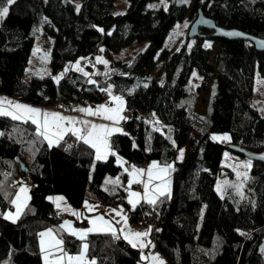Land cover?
<instances>
[{"label": "trees", "instance_id": "obj_1", "mask_svg": "<svg viewBox=\"0 0 264 264\" xmlns=\"http://www.w3.org/2000/svg\"><path fill=\"white\" fill-rule=\"evenodd\" d=\"M130 1L131 10L117 13L116 0H15L0 21V93L50 106L57 100L101 102L96 94L109 89L125 97L128 114L124 131L111 138L114 153L105 160L96 159L94 148L72 133L49 146L31 121L0 115V264H43L40 233L68 216L50 197L62 195L73 208L87 200L111 206L126 197V188L114 179L124 171L117 156L127 168L156 159L172 164L170 190L156 200L159 217L150 237L171 264H264V162L250 159V191L241 199L222 197L217 190L219 178L230 174L223 165L226 151L248 158L230 146L264 152V116L253 96L256 74L264 77V51L247 40L215 39L213 31L201 29L206 36L187 37L169 56L166 39L176 23L184 22L187 4L178 0L150 7L155 0ZM200 8L219 26L264 37V0H194L195 17ZM43 21L53 38L52 74L28 81L34 29ZM208 39L220 42L213 60ZM141 42L147 46L133 59L114 56ZM102 52L109 59L105 70L90 77L66 70L80 57ZM161 60L163 82L153 75ZM195 70L202 80L192 91ZM59 73L57 82L53 76ZM214 80L213 105L200 115L199 91ZM213 134H228V139L213 143ZM183 146L186 158L178 160ZM20 181L34 186L29 203L11 221L5 213L14 208ZM145 217L139 203L130 221ZM58 232L70 253L87 244L85 264L141 263V250L120 234L92 233L82 240Z\"/></svg>", "mask_w": 264, "mask_h": 264}, {"label": "crops", "instance_id": "obj_2", "mask_svg": "<svg viewBox=\"0 0 264 264\" xmlns=\"http://www.w3.org/2000/svg\"><path fill=\"white\" fill-rule=\"evenodd\" d=\"M110 92H111V96L109 95L108 98L104 99L101 102H96L93 104H80L78 106L75 114H71L70 112L63 111V110H57L55 108H52L51 106L32 104L30 102L23 101L19 98L12 97V96H9V95L4 94V93H0V99H6L7 101H12L14 103H19L22 105H27V106H30L33 108L40 109L41 113H43V112H49V113L58 112L63 116L73 117V118H75L76 121H81V120L88 121L89 122L88 127H90L91 124H97V125H107L108 127L113 128V129H115V128L120 129V131H113L112 132V134L108 137L109 147L107 149H102V152H106V158L105 159H107L110 155H112L114 153L112 146H111L112 136L117 134V133L124 131V119H125V114H126L125 97L121 94H117V93L112 92V91H110ZM112 96H119V97L123 98V101H124L123 110L120 112V116H122L123 119H119L118 121L114 122L112 120L105 119L103 114H101V115H88L86 112H81L78 110L81 108H91L93 111H95L97 109V107L100 105H104V106L109 107V108H115L117 105H116V101L112 100V98H111ZM3 107L9 108L7 103H4ZM9 110H12V109L9 108ZM23 121H31V120H23ZM64 124H65V127H71V125H69L68 122H64ZM75 126L78 128L85 127L84 125H81L79 123H77ZM36 127H37V125H36ZM68 133H71V132H67L65 135H67ZM65 135H64V137H65ZM47 143H48V141H47ZM53 145H56V144H53ZM179 150L180 151L185 150V153L187 154L186 146L181 147ZM94 151H95V155L97 157V151L95 148H94ZM117 158H118V156H117ZM105 159H99V160H105ZM153 162H156L157 165L159 166V168H166L167 170L164 173H160L158 169H153L154 178L152 179L151 183H149L148 182V176H147V170L153 164ZM119 164L123 166L124 171H122V173L114 179L116 181L118 180V182H120L121 185L124 188H126V190H127L126 198L128 199V201L130 199V193H132V192L139 193V197H132V199H134V200L138 199L139 201L143 200L144 202H148L149 198L154 199L156 201L157 198L161 196L159 194V192L161 190L166 189L165 193L169 192V190H170V171H171V167H172L171 163H169L167 161H163V160H157V159L149 161L146 169H143V170H145L144 173L142 175H139L136 177V179L139 180L140 182H133L131 185H129V181L133 179V175H132L133 168H127L124 160H122V162H120ZM156 175H160L163 179H156L155 178ZM25 183L26 184H22V185L20 184V186H21L20 188L18 187V190H19L18 192L22 197L21 198V204L23 205L22 211L24 210V208L27 206V204L30 201L31 189H32V187L29 185L28 182H25ZM136 183L142 184V186H143L142 192H136L134 190H129ZM145 183H148V195H147V197L145 196V187H144ZM22 187L28 189L26 194L20 192V189ZM25 195L28 197V199L26 201L24 199ZM57 197H63V200L57 201L56 200ZM52 201H53L55 207L60 211V213H65L68 216L61 221V223L58 225L57 228L56 227H50V228H47L44 231H42V233H46V232H48V230H52L51 237H49V236L41 237V235L39 237V247H40V251H41V255H42L43 264H46L45 257H46V255H48V253H51V255H48V264H53L56 257L60 256V255H64L63 264H68L67 256L79 255L83 251V246L85 244L83 243L82 250L80 252L70 253L66 249V244H65L64 238L60 235V233L58 231L62 230L65 234L72 235V236H75L76 238L80 239V237L78 235H73L71 230L74 229L76 232L86 231L87 229L93 227V224H92L93 220L96 221V227L97 228L104 229L108 225H110L111 228L113 229V231L101 230V231L88 232L86 237L83 240H86L88 238V236L92 233L111 232V233H115V234H120L124 238L128 237L127 239L126 238L125 239L131 245H133V242H135L137 245L136 248L141 250L142 260H141L140 264H160V261H162L163 264H165L164 260L159 255H154L152 253V249L155 246V242L150 237L144 236V237L136 238L132 235L133 233H136V232H147V231L144 229H140V228H132L130 225V223H131L130 216L124 214L121 209H116V208H113L111 206L100 205L98 203V201H94V200H87L88 204L94 206V209L92 211H89L88 208L85 206V204L82 208H73L68 203L66 198L62 195H54L52 197ZM58 204H59V206H57ZM137 205H138V203H136L135 206H133V205L132 206H133V208H135ZM13 209H15V205H14ZM65 209H67V210H65ZM22 211L20 212L19 216L21 215ZM74 212L77 213L78 215H74L73 214ZM118 212L121 214L118 215L117 214ZM6 217H7V215H6ZM98 217H102L103 219L102 220L97 219ZM125 218H126V220H125ZM10 220H12V219H10ZM105 221L108 222V225H106L104 223ZM66 222H67V224H66ZM78 222H86V225H78ZM68 225H70V228L68 227ZM62 226H64V227H62ZM53 238L55 240H60L63 242L62 245L60 246L63 249V253L59 252L56 247H50L49 246L52 243ZM42 240L44 241V245H43L44 250H42V244H41ZM141 244H144L145 246L141 247L140 246ZM153 257H159V260H154ZM85 263H86V253L84 254V264ZM74 264H75V262H74Z\"/></svg>", "mask_w": 264, "mask_h": 264}, {"label": "rangeland", "instance_id": "obj_3", "mask_svg": "<svg viewBox=\"0 0 264 264\" xmlns=\"http://www.w3.org/2000/svg\"><path fill=\"white\" fill-rule=\"evenodd\" d=\"M169 2L170 0H155L152 3V6L154 5V7H160V6L166 7L169 4ZM179 2H185L188 8L184 22L176 23L166 39L164 47L168 50L169 56H171L176 50H178L181 44L185 40H187L190 26L194 21V19L196 18L195 17L196 12L194 10V0H179ZM116 6L118 8L117 13H125L132 9V3L130 0H116ZM34 35H35V43L32 50L29 66L25 74V78L28 81L32 79L34 76H43V75L52 74L51 48H52L53 38L52 36L46 33L45 21H43L38 27L34 29ZM205 45H210V47L208 48L212 50V60H213L215 55L219 52L220 42L216 40L208 39L205 41ZM146 46H147V42L134 43L130 46L123 48L121 51L115 53L114 56L117 59H121L123 61H129L133 59L136 53L144 50ZM160 53L161 50L159 51L157 57L159 56ZM97 57H101L103 60L107 61V64L99 63L96 59ZM77 61H79L78 65H77ZM89 65L93 66V69H90L88 67ZM108 66H109V59L102 52L94 55V58L90 56H82L78 60L74 61L71 66H66V70L72 68L73 70H76L82 74L87 73L86 76L90 77L94 71L105 70ZM77 68H79L80 70H77ZM165 70H166L165 61L164 60L158 61L156 63L155 70L153 71V75L159 81L163 82L166 76ZM194 73L195 75H193ZM193 74L191 77L190 85L192 91H196L199 85L201 84L202 78L196 70L193 72ZM58 76L61 78L62 73L56 74L53 77H58ZM89 80L91 79L89 78ZM199 92H200V97L199 100L197 101L196 111L200 115H204L207 111L208 104L211 106L213 105L212 102L213 100L212 99L210 100V96L212 97V95H214L216 92V80L208 84V90H200ZM253 96H254V105L264 116V77L260 76L259 73H257L255 77ZM126 116L127 113L125 114V118ZM224 136L228 137V134H213L211 140L214 143L216 140H219V139H214V137H220L221 140ZM185 158H186L185 150H183L182 158H181V151L179 150L177 159L184 160ZM122 160L123 159L120 156H118V163L122 162ZM223 165L229 170L227 172H229L230 174L224 175L223 177L219 178L217 185V188L219 186L221 189L220 191H218L219 194L222 197H225L226 195L227 196L231 195L234 196L236 199H241L244 195L248 194L250 191L249 176L252 167L251 160L249 158H243L234 155L229 151H226L224 155ZM246 165H250V166H246ZM237 173H240L241 175H237ZM244 173H247V178H245V176L243 175ZM25 182L26 181H20L19 188L21 187L20 184L21 185L26 184ZM18 194H16L14 200H16ZM18 203L21 204V200L18 201ZM9 213L16 215V205H15V209L7 211L5 217L6 215L8 216ZM261 250L264 254V242L261 246Z\"/></svg>", "mask_w": 264, "mask_h": 264}, {"label": "snow or ice", "instance_id": "obj_4", "mask_svg": "<svg viewBox=\"0 0 264 264\" xmlns=\"http://www.w3.org/2000/svg\"><path fill=\"white\" fill-rule=\"evenodd\" d=\"M15 2V0H3V3H0V19L6 17L9 12V5H12ZM150 7H154L150 6ZM79 8V5H77V9ZM229 35H242L240 33H229ZM206 47H210V45H205ZM99 63L107 64V61L103 60L101 57L96 58ZM79 64V61H77V65ZM77 70H80L77 68ZM87 75V73H85ZM195 75V73L193 74ZM57 81L60 79V77H54ZM105 91L109 92V95L111 96V92L109 89H105ZM112 100L116 101V107L115 108H109L104 105H100L97 107L95 111H93L91 108H81L78 109L81 112H86L88 115H101L103 114L104 118L107 120L112 121H118L119 119H123L122 116H120V112L123 110V98L119 96H112ZM7 103L9 108L12 110H9V108L3 107V104ZM0 115L2 116H10L13 120H31L33 124L37 125V132L40 136H43L44 139H46L49 143V146H52L53 144H58L60 140L64 138V135L67 132H71L72 135L76 136L78 139L83 140L84 143L90 144L93 148L97 151V159H105L106 158V152H102V149H107L109 147L108 145V137L112 134L113 131H120L118 128H110L107 125H97V124H91L90 127H88L89 122L88 121H76L73 117L63 116L58 112H43L41 113L40 109L33 108L27 105H22L19 103H14L12 101H7L6 99H0ZM64 122H68L71 127H65ZM79 123L81 125H84L83 128H78L75 125ZM2 135V133H0ZM214 139H220V137H214ZM223 139L227 140L228 137L224 136ZM183 155V150H181V158ZM250 166V165H246ZM153 169H158L160 173L166 172V168H159L156 162H153V164L149 167L147 170V176H148V182L151 183L152 179L154 178ZM145 170L143 169H135L133 168V179L129 181V185H131L133 182H140L136 179L137 176L142 175ZM237 175H241L240 173H237ZM245 178H247V173L243 174ZM156 179H163L160 175L155 176ZM115 183H118V180L115 181ZM145 196L148 195V183H145ZM218 191H220V187L217 188ZM28 189L22 187L20 189L21 193H27ZM166 189L161 190L159 192L160 195L165 194ZM132 197H139V193L132 192L130 193V199L129 203H131L133 206H135L136 203L139 202L138 199H132ZM25 201L28 199V197L25 195L24 197ZM49 199H52L51 197ZM21 200L20 195L18 194L16 197V200L12 201L13 204L16 205V215H13L11 213L8 214L7 218L12 219L15 221L18 219L20 212L22 211L23 205L18 203V201ZM57 201L63 200V197H57ZM149 203L155 204L156 201L154 199L149 198ZM59 206V204L57 205ZM85 206L88 208L89 211H92L94 209L93 205L88 204L87 201H85ZM67 210V209H65ZM74 215H78L77 213H73ZM120 215L121 213H117ZM97 219L102 220V217H98ZM126 220V218H125ZM106 225H108V222H104ZM67 224V222H66ZM93 227L87 229L86 231H80L76 232L74 229L71 230L73 235H78L80 239H84L88 232L93 231H113L110 225H108L104 229H99L96 227V221H92ZM64 227V226H62ZM70 228V225H68ZM41 237L52 235V230H48L46 233H40ZM136 238L144 237L148 235V232H136L132 234ZM126 239L128 237H125ZM62 241L55 240L53 238L52 243L49 245L50 247H56L57 250L61 253H63L62 247ZM42 244V250L44 241H41ZM133 247H136V243L133 242ZM141 247H144V244L140 245ZM87 251V244L83 246V251L77 255V256H67L68 264H84V254ZM48 255H51V253H48ZM48 255H46L45 260L46 264H48ZM154 260H159V257H153ZM64 255L57 256L53 264H63ZM94 264V262H93ZM160 264H163L162 261H160Z\"/></svg>", "mask_w": 264, "mask_h": 264}, {"label": "built area", "instance_id": "obj_5", "mask_svg": "<svg viewBox=\"0 0 264 264\" xmlns=\"http://www.w3.org/2000/svg\"><path fill=\"white\" fill-rule=\"evenodd\" d=\"M109 96V92L108 91H103L100 94H96V98H103L106 99ZM81 103L78 100H70V101H64V100H57L55 102H53L50 106L52 108H55L57 110H63V111H67L70 112L71 114H75V112L77 111L78 106ZM128 117V114L126 116V118L124 119V123L126 122ZM148 165V162H134L132 165V168L135 169H146ZM29 185L31 187L34 186V184L32 182H28ZM129 190H134L136 192H142L143 190V186L140 183H136L133 185V187ZM100 205H105L101 200H99L98 202ZM142 203V205L145 207L146 209V217L139 221V222H131L130 225L132 228H140V229H144L148 232L147 237H151V233H152V229L154 227V225L157 222V219L159 217V212L157 210V208L155 207V204L149 203V202H144L143 200H140L138 202ZM111 207L116 208V209H121L122 212L128 216H131L132 211H133V206L129 203L128 199L126 197L119 199L118 201L114 202L111 204ZM57 216H60L59 212L55 213ZM152 253L154 255H159L161 258H163L165 260V264H171L168 259L159 251V249L154 246V248L152 249Z\"/></svg>", "mask_w": 264, "mask_h": 264}, {"label": "water", "instance_id": "obj_6", "mask_svg": "<svg viewBox=\"0 0 264 264\" xmlns=\"http://www.w3.org/2000/svg\"><path fill=\"white\" fill-rule=\"evenodd\" d=\"M177 1L178 0H170L171 4L173 5L176 4ZM201 29L213 31L211 36L215 39L247 40L251 42L258 51H264V37L252 35V34H249L237 28H225V27L219 26L216 24V22L212 18L208 17L204 13V11L200 8L198 9L195 20L192 22L190 26V29L188 32V38L193 39L199 36H206L201 33ZM229 33H240L242 35H229ZM230 149L248 157L249 159L264 162V152L252 153L245 149H242L240 147H235V146H230ZM22 167L24 170H27L26 165L23 164Z\"/></svg>", "mask_w": 264, "mask_h": 264}]
</instances>
